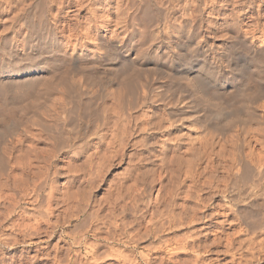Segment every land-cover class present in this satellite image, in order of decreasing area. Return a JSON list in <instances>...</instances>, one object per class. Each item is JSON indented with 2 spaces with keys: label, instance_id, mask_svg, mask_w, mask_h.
Segmentation results:
<instances>
[{
  "label": "rangeland",
  "instance_id": "1",
  "mask_svg": "<svg viewBox=\"0 0 264 264\" xmlns=\"http://www.w3.org/2000/svg\"><path fill=\"white\" fill-rule=\"evenodd\" d=\"M42 1L43 0L29 1L34 7L32 8V12L35 13L38 10V7L42 8L43 6L42 9L45 10V12L49 11L48 14L46 13V21H49V19L52 20V16H55L57 13L56 4L51 7L49 3V8L51 7L49 9L48 5L46 6L47 3ZM78 1L79 0L74 1V3L76 2L75 5H77V7L79 6L78 8L73 6V8L71 7L72 9L68 8L69 11L66 9L67 7L64 8L65 11L61 14V20L64 21H61L60 25H58L59 29H61L62 24H65L67 21L71 24V27L77 26V24H82V27L83 25L85 28L90 27L93 29V32L95 31L94 28L98 26L97 29L100 33L106 34L110 37L112 35L111 30H115L116 26H111V30L110 28H104L105 21L112 18L111 14L108 15L109 12L107 11V6H105L107 1ZM85 2L86 5H84ZM180 2H177L179 3V6L176 3L177 5L174 6V12L172 11V17L174 18H172L173 31L176 30V27L180 26L182 19L186 16L183 8L184 1L180 0ZM235 2L236 4H234ZM0 3V6L3 8L4 1L0 0ZM223 3L224 0H207L206 5H203L204 8L201 10L202 13L200 12L202 17L200 27L201 38H199L200 47L202 49L208 48V54L214 60L212 61L216 65L222 66L226 69L227 65L231 64L232 67L235 68L234 70L236 73H241V71H243V67L252 65L251 60H249L250 57L246 52V47L240 41L241 38L236 33L223 35L221 34L222 32H218L216 28L212 27V23L222 17V14H219L218 10L216 11V8H219ZM230 3L231 4H229V6H224L223 9H225V11L231 16L236 14L234 16H237L241 22L240 27L242 28L240 31L242 34L249 35L248 38L250 41L252 40L257 46L260 45L262 43L261 39H264V0H232ZM116 7L117 4L114 3V9ZM92 10L97 13V15ZM221 11L223 12V10ZM11 14L12 13L6 9H4V12L0 14V63L8 62L9 64H14L15 67H17L16 71L12 74L0 75V84L7 85V89H9L5 93L3 91L2 93L0 92V100L2 101V98L4 96L6 97L7 93L9 94L12 99L11 104H13L16 111V113H14L16 117L13 116L14 118H11V120L15 122V119L20 123L17 124L16 133L12 136H8V138L10 140H16L19 137V134H28V138L25 137L23 142L24 145L21 146V148L23 147L22 150H18L19 152L16 151L15 154L24 159L25 166L27 167L28 165L27 170L28 173L30 172L29 176L31 177L34 176L32 172L33 170L35 172H41L45 171L49 167V173L52 174V176L50 174V177L54 184L57 185L58 189L55 194V199L52 201L53 205H51L53 214L49 215V210H46L47 207H43L42 210L47 211V218L50 217L52 221L58 218L63 224L57 227L51 226V229H54V238L48 241V247H39V245L35 242L37 237L33 238L34 243L32 244H29L27 242L28 240L24 242V235L22 234L16 236L20 241L13 246H6L3 244L0 245V264H69L67 261L69 260L70 254L73 255V251H71L72 249L74 251L77 250V255L75 256V262L70 264H90L94 261L90 260L86 251V246L90 243L97 244V252L100 254L102 253L101 255L103 257L105 255L102 259L99 254L101 259L94 261L95 264H133L131 263L132 261L137 264H142L143 261H141L142 257L140 255L142 243L140 240H138V242L136 241L137 243H123L124 239L120 241L117 239L119 235H110L108 232V227L110 225L113 227L118 225V228L115 231L116 233H120L122 235L125 231H138L139 224L136 223L135 219L140 215L142 198L144 197L147 200L150 198V202L155 201V199L159 198V196L163 193L160 189L161 184H166V186L169 185L166 174L161 173L162 171L159 172L161 169L157 166V164L159 165V162L157 163L159 160H157L154 162L156 165L149 166L151 171L148 177V183L150 181L148 187L150 190L149 192H144V185L140 182L141 179L139 175V165L141 162L139 159L141 156L140 150L142 149L143 152L145 150L144 147H141L143 146L141 144L143 141L142 127L146 123L145 125L148 129H153L152 131L149 130V140L150 145L152 146L151 149L156 147V150H160L164 143L166 145H173V143H176L179 136L183 135L184 132H187V128L191 129L192 133H189L194 137L193 139V137L189 135L191 136V140L196 141L195 139L197 137H204V125H209L207 126L208 129L211 127V130H216V127L212 124L225 122L224 120L221 121L223 117H228L234 111L235 112L233 114H237L243 107L240 100L239 102L232 100L229 101L233 104H231L232 106L229 105L228 102L223 105L224 108H217L215 106L216 97L214 95V91H222V93L226 91L225 94L227 96H233L239 92L237 90L241 89V87H233L234 84L230 81H227L225 86H223L221 81L218 79L217 74H214L215 76H210L206 73L200 72L197 69V66H199L198 59L201 56L197 53L192 54L189 52L188 57L190 58L189 64L191 66V77L189 79H192L195 83L193 85L194 87L187 85V79H185V77L189 74L186 75L184 69L177 65L172 72L177 76L176 79L170 80L164 77L165 75L159 71L154 74V77L157 78L158 84L161 85V87L156 89L157 92L153 90L149 93L147 88H139L138 86V89L130 88L129 90L125 92L123 91V93L119 92L118 94L117 91L112 90L109 85H107L109 77L112 76V69L110 65L116 64V60L113 59L114 56H112L110 61L108 60L105 64L106 67L100 68L101 70L98 72H91L89 74V87L87 89H65L66 87L64 86V88L62 86L63 84L57 86V84L53 82L50 86L51 88L47 86L44 87V85L40 83L36 84L37 88L32 86L35 88L33 89L31 86L27 85V83L31 79L33 80V78H40V75H46L48 73L47 70L49 69V66L45 65L41 60V57H48V54H41L39 50L42 49L38 50L34 47L29 50L28 46H22L20 43L21 41L19 42L17 49H10L3 45V37L6 35H9L8 37H10V35L12 36V33L15 32L11 31V29L14 30L16 26V24L12 22L13 14ZM94 16L97 17L95 18ZM162 17L163 16L158 13L154 17L155 19H152L147 23L150 33H153L154 29L156 30L158 25L163 22ZM156 18L159 19L157 20ZM175 19L177 21L174 22ZM38 24L43 26L44 20L42 19V21ZM33 27V23L30 25L28 24V26L25 27V30H22V33L20 32V34L24 35L27 32L32 33ZM119 31L122 32L121 34L118 32L120 34L119 36H124L125 33H123V29H120ZM208 31H212V33H209ZM213 32L217 34L215 35ZM177 33L178 31L174 32L175 35ZM22 35L19 36L18 34V38L22 39ZM178 41L180 42V40ZM85 43L88 46L87 48L93 49L96 46V40L94 38L92 39V37L85 39ZM211 44L213 45L212 49L209 48ZM174 46L175 44L173 42L172 48H174ZM230 47L232 49V54L230 57H225L224 52L226 50L227 53V48L229 49ZM95 49L96 47L93 49L94 52ZM30 88H32V90ZM45 88L51 90H47L46 92ZM52 102H54V105ZM50 104H52V107H49ZM49 108L53 110H50ZM57 109L59 110L56 111ZM258 109V116L261 115V117H257L259 118L258 120L257 118H254V120H256H252L249 126H260L261 123L264 125V109L262 107H258ZM47 110L48 112H46ZM153 113L155 115H153ZM218 113H220V117L216 116L219 115ZM11 120L9 121L10 127L14 125ZM170 122H172V124L169 125ZM221 123L217 125L221 127L223 125ZM166 126L169 127L167 128ZM222 127H225L223 129L225 130L227 125H223ZM236 127L238 126H234V128L232 127L233 129L228 127L230 130L227 128V134L234 135L237 130ZM154 138H156V140H152ZM247 139L250 140L249 138ZM8 142L9 140L7 139L4 140V142L2 140L0 143L1 152L4 153ZM230 142L231 141H229L227 151L225 153L226 157L224 156L225 158L221 157L219 159L215 157L213 165V167H215L208 168V172H205L207 170H204L200 177L196 174L199 172V170L197 171L198 166L196 158L193 159V164H191L188 160V158L191 157L190 153H183V151L178 152V150H176L180 156L184 155L181 157L182 159H180V164L181 162L182 164L183 162L185 163L183 165L181 164L180 169L182 174L180 170L179 173L177 172L180 179L178 176V179L175 178L177 182H172L175 183L172 184V186L174 185V187H172V201L174 200V203L172 202V215H175L176 213L175 216L179 219L181 217V212L184 209V205L190 207L197 205L196 208L199 207V214L205 213L206 215H210L218 211L220 212V215L217 217L213 216V218L209 216V220L203 221L204 223L211 222L212 224V226L208 228V230H210H207V232L205 231L206 234L202 233L198 234V236L196 233L194 234V228L196 225L198 226V224H194V222H192L193 225L190 222L182 227L172 229L170 236H172V242H174L173 244L176 245V241L181 243H178L177 249L172 251V257L174 259L176 258V261L174 259L172 260V264H264V257L262 258L263 253L259 250L258 246L262 238L264 239V234L261 235V233H259V235L255 237V240H253L255 235L251 233V220H253V217H251L252 211L256 210V208L264 209V207H259L251 203L254 196L253 192L257 184L258 186L260 185L259 187L261 189L264 188V172L256 174V171H253V169H251L248 165L246 168H241L240 175L236 178L229 169L232 161L229 159L233 158L232 151L235 148ZM248 146H250L248 141L247 143H242L241 150H244L243 153L248 152ZM181 148V150H184V147ZM173 153L174 151H172V154ZM230 155L232 158H230ZM222 158L226 160L223 161ZM29 162L33 164H29ZM7 163L8 162L6 161H0V173H3L2 171L8 169ZM190 164L191 166L196 164L194 166V168H196L194 169L193 166L190 167ZM39 168L41 170H39ZM154 168L155 170L153 171ZM19 169H22V166ZM52 169L57 171H52ZM213 171L214 173H212ZM54 172L57 173L54 174ZM160 173L162 175H159ZM204 173L207 176L211 175L210 178ZM172 174V179L174 176L176 177L178 175H175L174 173ZM193 174L195 175L193 176ZM212 175H214V177ZM201 178L202 181H200ZM183 179L185 181H182ZM203 179L205 180V185H203ZM206 181L207 184H212L213 187L217 185L216 187L221 190L220 193L211 200H206V196L208 195V192H206ZM177 183L178 186H175ZM176 189L177 192L175 191ZM178 192L180 193L178 194ZM69 195L72 197L70 200ZM47 197L48 196L46 195L43 198L44 201H46L45 198L47 199ZM46 202H44V205ZM231 204H236L235 206L238 207L236 208L237 212L232 211L233 207ZM76 206H79V209ZM147 216L148 217L146 218L149 219L150 214ZM248 217H250V219ZM16 218L18 219V217ZM25 221L35 223L34 216H31L30 218L25 217ZM64 221L67 223H64ZM131 221H133L132 224ZM47 228L48 225L46 223H42V230ZM73 234L78 238L80 236L79 240L81 241V244L73 243L74 240L70 237ZM250 234L253 235L251 238H249L251 236ZM181 239L185 240L182 241ZM215 239L219 242H215ZM183 244L188 245L184 247ZM112 248L114 251H110ZM256 252H260V254H256ZM258 255H261V258ZM107 256L108 258H106ZM111 256H113V258ZM124 257L125 259L129 258L130 261L129 259H123ZM155 260L152 259L151 263ZM158 261L159 260L157 259L155 263L159 264Z\"/></svg>",
  "mask_w": 264,
  "mask_h": 264
},
{
  "label": "bare ground",
  "instance_id": "2",
  "mask_svg": "<svg viewBox=\"0 0 264 264\" xmlns=\"http://www.w3.org/2000/svg\"><path fill=\"white\" fill-rule=\"evenodd\" d=\"M3 1H4V6H3V8H2V6H0V14H2L4 12V9L10 11V13L13 14L12 22H14L16 24L14 30L11 29L12 32L15 31L14 33H12L13 35L12 36L10 35V37H8L9 35H6L5 37H3L4 38V40H2L3 45L6 46L7 48H10V49L11 48L17 49L18 48L17 46H18L19 42L21 41L20 43L22 44V46H25V47L28 46L29 50L32 47H34L38 50L42 49V50H39L41 52V54L42 53L48 54V57H41L42 62L45 65L49 66L48 67L49 69L47 70L48 73L46 75H40V78L39 77L33 78V80L29 79L30 81L27 83V85H29L31 87L32 86L36 87L37 86L36 84L42 83L44 85V87L47 86V87L51 88L50 86L53 82V83L57 84V86L63 84L62 86L63 87L65 86L66 87V88L64 87L65 89H69V88H85V89H87L89 87V85H88L89 84V79H88L89 74L91 72H98L101 70L100 68L106 67L105 64L108 62V60L110 61L112 56H114L113 59L116 60V64L110 65V67L112 69V76L109 77L107 85H109V87L112 90L117 91L118 94H119V92L123 93V91L125 92V91L129 90L130 88H134V89L137 88L138 89V86H139V88L140 87L147 88L149 93L153 90L156 91V89L161 87V85L158 84L157 78L154 77V74L159 71L165 75L164 77H166L170 80L176 79L177 76L175 74H173L172 72L176 68L177 65L181 66L184 69V72L186 73V75L189 74L185 77V79H187V82H186L187 85L194 87L193 85L195 83L192 81V79H189L191 77L190 76L191 66L189 64L190 58L188 57L189 52L192 54L197 53L198 55L201 56L198 59L199 66H197V69L200 72L206 73L207 75H210V76H215L214 74H217V77L221 81L223 86H225L227 81H230V82H232V84H234L233 87H237V86L241 87V89L237 90L239 92L234 94L235 96L233 94H232L233 96H227L225 94L226 91L224 89H222L225 91L224 93H222V91L221 92L220 91L215 92L214 90H212V91H214V95L216 97L215 106L217 108H222L225 103H228L229 101H232V100H236L238 102L240 100V102L243 105L242 109L240 111H238L239 113L233 114L235 111L233 113L230 112L231 115H229L228 117H223V119H221V121L224 120L225 122H222V123L218 122L217 123V124L221 123L223 125H227V128L228 127L234 128V126H238V127H236L237 130L235 131L236 133L234 135H228L227 134V131L229 128L228 129L226 128L227 130L226 129L223 130L226 126L222 127L223 126L222 125L220 127L219 125L214 123L212 125H214L216 127V130H211L210 129L211 127L209 129L207 127L209 125L205 126L202 123L204 125L203 131L205 134L204 137L202 136L203 138L200 136L201 138L197 137L195 139L196 141L191 140L192 134L189 133V132H191V129L187 128V132L186 133L184 132L183 135L179 136L176 143H173V145L172 144L166 145L164 143L165 142L164 141L163 142L164 144L161 146V148L159 147L160 150L158 148H157L158 150H156L155 146H154L155 148L153 147L154 149H151L152 146L150 145V140H149V134H150L149 130L152 131L153 129L152 130L148 129V127L145 125L146 123L142 127V133H143L142 139H143V141L141 144L143 146H141V147H144L145 150H144V152L142 151V149L140 150L141 156L139 157V159L141 162L139 165V167H140L139 168V175H140V179H141L140 182H142V184L144 185V192L146 193L147 191L149 192V190H150L148 187V184H150V181L148 183V177H149V174L151 171L149 166L156 165V164H154V162L157 160H159V161H157V163L159 162V165L157 164V166H159L161 169V170H159V172L162 171L161 173L166 174V178H168L169 185L167 184L168 186H166V184H163V183L161 184L160 189H161V192H163V193L159 196V198L155 199V201L150 202V200H151L150 198H149L150 200L149 199L147 200L146 198H144L142 196L143 198L141 200V208L139 207L140 208V215H139V217H137L135 219L136 223L139 224L138 225L139 226L138 231L137 230L136 231L135 230L130 231V232L125 231V232H123L124 234L122 235L120 233H116V231H115L118 228V225H116L115 227L110 225L108 227V229H109L108 232L110 233V235H113V234L117 235V236L119 235L118 237L117 236H115V237H117V239L119 241L124 239L123 243H125V242H132V243L134 242L135 243L136 241L138 242V240H140L142 243L141 244L142 249H141V254H140L142 257L141 261H143L142 264H150L152 259H154V260L158 259L159 264H172V262H173L172 260L174 259L172 257V254H173L172 251L177 249V247H178L177 244L180 243L179 241H176L175 242L176 245L173 244L174 242H172V236H170V232H172V229L177 228V227H182L186 224H189L190 222L191 223L194 222V224H198V226L196 225L195 228L192 226L195 229L194 234L196 233V235L198 236V234H202V233L204 234L205 231L207 232L208 228H210V226H212L211 222L210 223H208V222L204 223L203 221L209 220V218H208L209 216L211 218H213V216L217 217L220 215V212H218V211L215 213H212L210 215L209 214L206 215L205 213H204L205 215L199 214L198 213L199 207L196 208L197 205L196 206L194 205L191 207L184 205V207H183L184 209L181 212V217L179 219L176 218V216H175L176 213H175V215L174 214L172 215V202L174 203V200L172 201V194H173L172 193V189H173L172 187H174V185L172 186V184H175L172 182H177L175 180V178L178 179L179 170L182 174V171L180 169L182 162L180 164V161H181L180 159H182L181 157L184 156V155L180 156L176 152V150H178V152L183 151V153L184 152L190 153V156L192 158L190 157V158H188V160H189V163L191 162V164H193V162H192L193 159L196 158V162H197V166H198L197 171L199 170V172L196 174L200 177V175H202L204 170H207L205 172H208V168L213 167L215 157H217L218 159L221 157H223V158L226 157L225 153L227 151V146H228L229 141H231L230 143L233 144V146L235 148L233 147L234 150L232 151L233 158L230 155V158H232V159H229V160L230 161L232 160V161H231L229 169H230L231 173L236 178H237V176L240 175L241 168H246L248 165L251 167V169H253V171L254 170L256 171V174L257 173L260 174V173L264 172V125L261 123L262 125L260 124V126H254V125H253L254 127L249 126L250 123L252 122V120L253 121L256 120V119L254 120V118L261 117V115L258 116V111H259L258 107L259 108L262 107L264 109V56H263L264 39H261L262 43L257 46L253 43L252 40L251 41L249 40V38H248L249 35L242 34V32L240 31L242 28V27H240L241 22L237 16H234L236 14L231 16L230 14H228V12L225 11V9H223L224 6H229V4H231L230 1H232V0H224V3L221 4L219 8H216V11L218 10L219 14H222V17H221V19L219 18L217 21L212 23V27L216 28V30L218 32H222L221 34H223V35H225V34L231 35V34L236 33L241 38L240 39L241 43L246 47V52H247L248 56L250 57L249 60H251V62H252L251 66L247 65V66L243 67V71H241V73H239V72L236 73L234 70L235 68H233L231 64H228L227 68L224 69V67L216 65L215 63H213L214 60L209 56L208 51H207L208 48L202 49L200 47V43H199L200 39L199 38H201L200 37V33H201L200 27H201V18H202L201 17V13H202L201 10L204 8L203 5H206L207 0H183L184 6L182 4L181 5L184 8L186 16L184 15L185 17L182 19L179 27L174 26V27H176V30H174V31L172 29V26H173V24H172V18H173L172 17V14H173L172 11L174 12V8H175L174 6H176L177 4L179 6V3H177V2L178 1L180 2V0H106L107 3L105 6H107V11L109 12L108 15L111 14L112 18L108 19L107 21L104 20L105 21L104 28H108V29L110 28V30H111V26H113V25L116 26L115 30L114 29L111 30L112 35L110 37H108V35H106V34L100 33L97 29L98 26L94 28L95 31L93 32L92 31L93 29H91L90 27L85 28L84 25L82 27L81 26L82 24H80V25L77 24V26L71 27L70 26L71 24H69L66 20H65L66 23L62 24V26H61L62 28L59 29L58 25H60L61 21L62 22L64 21V20H61V18H62L61 14H63V12L65 11L64 8L67 7L66 9L68 10V8H71V7L73 8V6L77 7V5H75L76 2L74 3V1H76V0H74V1L73 0H43L44 2L47 3L46 6L49 3L51 5V7H53L55 4L57 6L56 7L57 8L56 15L52 16L53 21L50 19H49V21L48 20L46 21V18H47L46 13L48 14L49 11L45 12V10L42 9L43 6H42V8L38 7L37 8L38 10L35 13L32 12V8H34V7H33V4L31 2H29L30 0H3ZM225 1H227V2H225ZM1 3H3V2H1ZM114 3L117 4V7L115 8L116 10L114 9ZM217 3H218V1H217ZM234 4H236V2ZM50 5H48V8ZM81 5H83V4H81ZM84 5H86V2L84 3ZM181 5H180V7H181ZM176 8H178V7H176ZM71 9H70V11H71ZM154 9L156 10V12ZM221 10H223V12ZM157 12L160 13L161 16H163L162 17L163 22H161L158 25L156 30L154 29L153 33H150V30L147 27V23L150 22L152 19H155L154 17L156 16V14H158ZM95 14L97 15V13H95ZM52 15H54V14H52ZM70 15H71V13H70ZM70 18H71V16H70ZM42 19L44 20L43 26L38 24L40 21H42ZM92 19H94V18H92ZM176 19L174 20V22L177 21ZM152 22H155V21H152ZM31 23H33V26H34L33 32L32 33L27 32L24 35L20 34V32L22 30H25V27H27L28 24L30 25ZM41 23H43V22H41ZM97 23H95V24H97ZM120 29H123V31H124L123 33H125L124 36H121V37L119 36L122 33L119 31ZM175 31H178V33L176 35L174 34ZM118 32H120V34ZM208 32L212 33V31H208ZM240 32H241V34H240ZM18 34H19V36L22 35V39L18 38ZM138 35H140V36H138ZM202 36H204V35H202ZM89 37H92V39L94 38L96 40V46L95 47L97 50L95 49V52L93 51V49L95 47L93 49L87 48L88 46L85 43V39H88ZM178 40H180V42ZM173 42L175 44L174 48H172ZM1 47H2V45H1ZM34 48H33V50H34ZM209 48L212 49L213 45L211 44ZM227 50H228L227 53L225 50L224 56L230 57L232 54L231 47L229 49L227 48ZM227 59H229V58H227ZM244 65H245V63H244ZM233 66H234V64H233ZM16 67L14 64L12 65V64H9L8 62L0 63V75L12 74V73H14V71H16ZM34 70H35V68H34ZM76 76H77V78H76ZM182 78H183V76H182ZM32 88H30V89L32 90ZM33 89H35V88H33ZM7 90H9V89H7V85H3V84L1 85L0 84V92L1 93H2V91L5 93ZM47 90H51V89H46V92H47ZM156 97H157V95H156ZM11 100L12 99L10 98L8 93L6 94V97L4 96L2 98V101L0 100V143L2 142V140H3V142L6 139L9 140V142H8V144L4 150V153L0 151V157H1L0 161L1 162L2 161L8 162L7 163L8 169H6L5 171H2L3 173H0V206H1V209H0V243L1 244L0 245L3 244L6 246H13L14 244H16L20 241V240H18V238L16 236L22 234V235H24V242L28 240L27 242L29 244H32V243H34L33 238L37 237V240L35 242L39 245V247H42V248L48 247V245H49L48 241H50V239L54 238V229L53 228L51 229V226L57 227V226H60L61 224H63L62 221H60V219H58V218L56 220L53 219L54 221H52L50 217H49L50 219L46 217L47 216L46 213L48 210H49V212H48L49 215L53 214V210L51 208V205H53L52 201L55 199V194H56L58 187L56 184H54L53 180L50 177L51 173H49L50 172L48 169L49 167L47 168L48 170L47 169L45 170L46 172L45 171H41V172L36 171L35 172L33 170L32 172H33L34 176L31 177V176H29L30 172L28 173V170H27L28 165H27V167L25 166L24 159L15 154L16 151L22 150L23 147L21 148V146L24 145L23 142L25 140V137H27L28 134L27 135L25 133L19 134V137L16 140H13V139L10 140L8 138V136H12L14 133H16L17 124L20 123L18 120L14 119L15 122H13L11 120V118L16 117L14 115V113H16L15 107L13 106V104H11ZM260 102H261V104H260ZM52 103L54 105V102H52ZM231 104L232 103L229 102V105H231ZM235 104H236V102H235ZM50 106L52 107V104H50L49 107ZM56 106H57V103H56ZM73 106H75V105H73ZM48 110L46 112H48ZM50 110H53V109H50ZM58 110L59 109H57L56 111H58ZM218 114L219 115H216V116L220 117L221 116L220 113H218ZM153 115H155V114L153 113ZM263 115H264V113H263ZM58 116H60V115H58ZM150 116H151V114H150ZM158 117H159V115H158ZM200 119H202V118H200ZM258 119L259 118H257V120ZM10 120L14 124L11 127L9 126ZM165 120H167V119H165ZM261 120H262V118H261ZM179 121H178V123H179ZM146 122H147V120H146ZM170 124H172V122H170L169 125ZM258 125H259V123H258ZM163 127H162V129H163ZM175 127H176V125H175ZM151 128H152V126H151ZM154 130H156V129H154ZM162 131H164V130H162ZM200 131H201V129H200ZM228 133H230V132H228ZM189 135H191V136H189ZM247 138H249L250 140H248ZM193 139H194V137H193ZM152 140H156V138H154ZM247 141L250 144V146H248L249 150H248V152L243 153L244 150L243 151L241 150L242 143L243 142L247 143ZM181 147H184V150H181L182 149ZM172 151H174L173 154H172ZM24 153H26V152H24ZM184 160H185V158H184ZM184 160H182V161H184ZM225 160L223 159V161H225ZM175 161H176V163H175ZM227 161H228V159H227ZM184 163L185 162H183V164ZM29 164H33V163L29 162ZM191 164H190V167L193 166V165L191 166ZM195 165L196 164H194V166ZM21 166H22V169H19V168H21ZM194 166H193V168H194ZM188 168H189V166H188ZM39 170H41V169L39 168ZM154 170H155V168L153 169V171ZM52 171H57V170L52 169ZM55 173H57V172H54V174ZM161 173L159 175H162ZM172 173H174L175 175L176 174H178V175L176 177L174 176V178L172 179V177H173ZM212 173H214V171ZM194 175L195 174H193V176ZM197 175H196V177L198 178ZM263 175H264V173H263ZM51 176H52V174H51ZM187 176H189V175H187ZM206 176H205V178H206ZM210 176L211 175H209L207 177L210 178ZM212 176L214 177V175H212ZM189 177H191V176H189ZM179 179H180V176H179ZM184 179H186V178H184ZM184 179L182 181H185ZM204 179H203V185H205ZM172 180H174V181H172ZM206 180H207V178H206ZM200 181H202V178ZM178 183L175 186H178ZM200 184H201V182H200ZM206 184H207V181H206ZM206 186H207L206 192H208L207 193L208 195L206 196L207 197L206 200L213 199L221 191L218 187H216L217 185L215 187H213L212 184L211 185L207 184ZM257 186H258V184H257ZM257 186L254 189V192H253L254 196H253L251 203L253 205H257L259 207H264V188L261 189L259 187L260 185L258 187ZM194 187H196V186H194ZM197 188H198V186H197ZM175 191L177 192V189ZM77 192H79V191H77ZM179 193L180 192H178V194ZM46 195L48 196L47 199L45 198V200L47 202L44 201V199H43ZM70 198H72V197L70 196L69 200H70ZM194 198H196V197H194ZM197 200H198V198H197ZM44 202H46L45 205H44ZM231 205L233 207L232 211L237 212L236 208H238V207L235 206L236 204L235 205L231 204ZM43 207H47L46 208L47 211L42 210ZM80 207H82V206H80ZM85 207H86V205H85ZM77 208L79 209V206ZM54 210H56V209H54ZM148 214H150L149 219L146 218V217H148L147 216ZM31 216H34L35 223H30V222L25 221V217L30 218ZM16 217H18V219ZM251 217H253V220H251V222H252L251 223V226H252L251 227L252 228L251 233H253V235H255L254 239H253V240H255V237H257L259 235V233H261V235L264 234V209H262V208L257 209L256 208V210L252 211ZM248 218L250 219V217H248ZM42 223H46L48 225V228L42 230ZM64 223H67V222L64 221ZM132 223H133V221H131V224ZM115 224H116V222H115ZM192 225H193V223H192ZM97 232H99V231H97ZM64 233H66V232H64ZM69 234H71V233H69ZM253 235H251L249 238H251ZM70 237L74 240L73 243L81 244V241L79 240L80 236L78 238L77 236H75L73 234ZM112 238H113V236H112ZM217 239H215V242L218 241ZM175 240H177V239H175ZM183 240H185V239H183ZM220 240H221V238H220ZM255 244H257V243H255ZM96 245L97 244H91L90 243L86 246L87 255H89V258L91 261L92 260L96 261L98 259L100 260L103 257L101 255L102 253L100 254L97 252V246ZM173 245H175V246H173ZM186 245H188V244H186ZM186 245L183 244L184 247H186ZM258 246H259V250L263 253L262 254L263 255L262 258H263L264 257V239L263 238L259 242ZM56 247H57V245H56ZM71 251H73V255L70 254V256H69V260L67 261L69 264L75 262L74 261L75 256L77 255V250L74 251L72 249ZM110 251H114V249L112 248V250H110ZM116 251H118V250H116ZM99 254H100L101 258L99 257ZM256 254H260V252L259 253L256 252ZM258 256H256V257H258ZM104 257H105V255H104ZM111 257L113 258V256H111ZM60 258H62V257H60ZM106 258H108V256ZM123 259H125V257ZM128 259L126 258L125 260H128ZM125 260H123V261H125ZM156 260L153 262L154 264H156L155 263ZM94 261L91 263H94ZM129 261H130V259H129ZM129 261H128V263H129ZM131 263L134 264L135 262L132 261ZM153 263H151V264H153ZM135 264H137V263H135Z\"/></svg>",
  "mask_w": 264,
  "mask_h": 264
}]
</instances>
